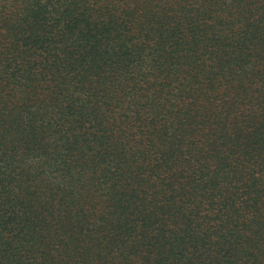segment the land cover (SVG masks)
<instances>
[{
	"label": "trees",
	"instance_id": "1",
	"mask_svg": "<svg viewBox=\"0 0 264 264\" xmlns=\"http://www.w3.org/2000/svg\"><path fill=\"white\" fill-rule=\"evenodd\" d=\"M0 264H264V0H0Z\"/></svg>",
	"mask_w": 264,
	"mask_h": 264
}]
</instances>
